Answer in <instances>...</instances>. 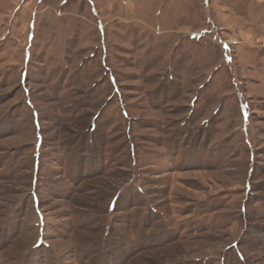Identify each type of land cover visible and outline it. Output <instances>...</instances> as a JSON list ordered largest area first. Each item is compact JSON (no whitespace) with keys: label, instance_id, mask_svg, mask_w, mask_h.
Listing matches in <instances>:
<instances>
[{"label":"rangeland","instance_id":"374dc122","mask_svg":"<svg viewBox=\"0 0 264 264\" xmlns=\"http://www.w3.org/2000/svg\"><path fill=\"white\" fill-rule=\"evenodd\" d=\"M0 264H264V0H0Z\"/></svg>","mask_w":264,"mask_h":264}]
</instances>
